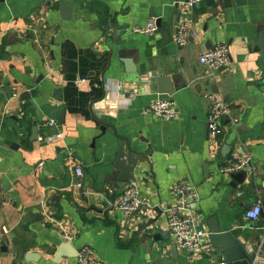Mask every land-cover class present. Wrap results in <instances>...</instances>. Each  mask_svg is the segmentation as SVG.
I'll use <instances>...</instances> for the list:
<instances>
[{"label":"crops","instance_id":"0c3cea01","mask_svg":"<svg viewBox=\"0 0 264 264\" xmlns=\"http://www.w3.org/2000/svg\"><path fill=\"white\" fill-rule=\"evenodd\" d=\"M63 1L68 19L58 0H0V264H74L52 261L65 241L89 246L102 264H220L210 241L191 258L171 239L163 211L179 180L195 187L199 225L231 231L251 264H264V50L255 48L264 0H203L192 11L186 0ZM183 16L195 36L180 46L173 35ZM150 19H159L157 32L132 31ZM217 44L228 46L230 64L213 71L198 58ZM153 70L185 86L151 91ZM205 91L229 110L216 138ZM162 97L175 101L170 120L148 111ZM101 122L112 128L101 131ZM121 137L142 155L133 173L145 203L127 216L115 206L131 186L113 165ZM233 155L251 158L243 183L219 172ZM256 204L261 213L248 220Z\"/></svg>","mask_w":264,"mask_h":264},{"label":"built area","instance_id":"2783aa9c","mask_svg":"<svg viewBox=\"0 0 264 264\" xmlns=\"http://www.w3.org/2000/svg\"><path fill=\"white\" fill-rule=\"evenodd\" d=\"M202 0H186L185 6L187 10L192 11L194 6ZM192 19L183 16L177 24L173 40L180 46H184L190 37L195 36V32L191 29ZM133 32L150 34L158 31L155 19H150L144 26H135ZM198 61L201 65L209 70L216 71L225 68L230 64V55L228 46L225 44H217L212 48L204 49L199 55ZM203 97L208 101L207 129L211 137L216 138L221 132V118L229 113L228 108L223 100L216 94L205 91ZM148 111L155 117L170 120L177 115L175 101L170 97H162L154 99L148 106ZM251 168L250 157L231 156L225 164H223L219 172L224 175H230L239 171H248ZM76 175H82V169L79 165L75 167ZM172 193L175 196L173 204H170L163 211L166 227L171 236L174 245L185 251L189 257H199L205 252L206 246L209 244V231L199 225L198 219L192 211V205L197 200L198 194L195 187L186 180H179L172 186ZM144 200L135 185L129 186L116 202V208L124 215H130L139 211L144 205ZM261 213V207L256 204L245 211V217L248 220H256ZM4 232H7L4 229ZM65 239H69L68 234H64ZM74 264H102L93 258L92 249L84 245L77 250ZM220 264H225L222 261ZM251 264V263H250Z\"/></svg>","mask_w":264,"mask_h":264},{"label":"water","instance_id":"95a60500","mask_svg":"<svg viewBox=\"0 0 264 264\" xmlns=\"http://www.w3.org/2000/svg\"><path fill=\"white\" fill-rule=\"evenodd\" d=\"M59 3V10L61 17L64 19L70 18L71 12L70 8L64 3L63 0H58ZM203 0L200 1L197 5H203ZM196 5V6H197ZM156 17V15H153ZM156 24L159 28L160 22L159 19H156ZM256 50L259 48L264 50V39L262 33H259L258 40L256 42ZM125 64H129L130 61L127 59L122 58ZM130 71V70H129ZM134 72V70H132ZM146 74V78L148 80V87L151 91H158L161 94L172 95L175 90L185 86L184 83H179L176 80V75L170 73H164L161 70H153L148 71ZM172 82V87L170 86ZM184 84V85H183ZM105 123L101 122V131H104L107 128ZM112 128V126H111ZM114 133L115 130L113 129ZM116 134V133H115ZM122 141L124 142V146L119 149L116 155V160L114 162V167L117 168L118 174L116 179L122 182L129 181L131 185H136V179L134 176V169L137 165L139 159L142 158L141 154L135 153L131 150V145L128 139L121 137ZM245 172L239 171L235 174H232V178L235 181H240L243 183L245 179ZM242 179V180H241ZM137 212V211H136ZM158 216H160V210L158 211ZM264 218V217H263ZM157 221L156 219H148L143 224L138 226V233L142 229H148ZM216 223V222H215ZM259 238L264 237V228L259 227ZM147 236V235H145ZM209 241L212 246L223 253L224 262L225 264H250L251 257L248 256L246 250L244 249L243 244L235 237V235L231 231H221L219 225L216 223L214 225L209 226ZM155 238V235L153 236ZM77 251L73 249L70 242L65 241L62 242L58 247L57 251L53 256V263H58L63 258H71L76 257ZM24 259L26 261L36 262L38 261L39 257L35 253H26L24 255Z\"/></svg>","mask_w":264,"mask_h":264}]
</instances>
